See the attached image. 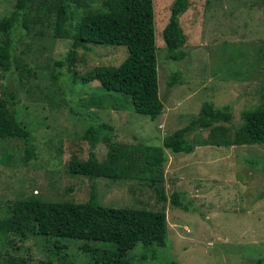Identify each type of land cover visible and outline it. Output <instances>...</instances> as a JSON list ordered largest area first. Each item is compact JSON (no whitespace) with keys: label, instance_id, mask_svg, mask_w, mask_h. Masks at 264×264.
Masks as SVG:
<instances>
[{"label":"rangeland","instance_id":"374dc122","mask_svg":"<svg viewBox=\"0 0 264 264\" xmlns=\"http://www.w3.org/2000/svg\"><path fill=\"white\" fill-rule=\"evenodd\" d=\"M80 1L89 4L87 11L99 2ZM172 1L152 0L164 109L150 121L133 111L128 95L103 89L97 80L80 81L91 70L119 65L126 48L87 43L91 49H77L72 69L65 66L57 73L54 60L66 56L71 43L55 36L59 0H32L26 11L28 29L14 33L12 70L3 74L0 67V98L3 88L16 92V118L30 132L34 157L25 160L22 139L0 140V215L8 202L30 197L84 202L95 188L106 206L166 210L169 245L145 250L137 243L127 253L131 264H252L264 257V144L232 148L214 145L210 137L233 138L244 123L243 111L264 107V0H188L180 16L186 54L180 61L166 58L162 38ZM14 3L0 0V17L11 12ZM176 69L182 83L168 88L169 73ZM205 101L213 107L231 104L230 122L188 133L195 144L189 154L165 149L160 182L168 196L176 188L184 191L189 198L183 203L192 210L171 208L153 189L135 184L138 181L116 184L67 172L72 155H88L83 133L89 125L109 140L99 144L100 157H107L111 142L120 144L136 156L138 168L137 149L160 144L164 135L195 117ZM2 156L10 163L1 162ZM66 240L74 264H104L116 249L114 243L96 241V251L88 254ZM47 253L41 237L20 238L0 229V263L58 264L49 263Z\"/></svg>","mask_w":264,"mask_h":264},{"label":"trees","instance_id":"16d2710c","mask_svg":"<svg viewBox=\"0 0 264 264\" xmlns=\"http://www.w3.org/2000/svg\"><path fill=\"white\" fill-rule=\"evenodd\" d=\"M31 2L15 0L13 10L0 17V67L3 74L13 67L14 33L19 28L28 29L26 11ZM188 5V0H173L171 3L169 19L162 29L168 60L180 61L186 56L182 50L185 37L180 16ZM88 6L80 0H59L55 36L70 39L71 43L66 56L54 60V70L59 73L65 66L68 70L72 69L77 49H91L87 43L124 46L127 56L119 65L91 70L81 75L80 81L89 83L97 80L103 89L128 95L134 112L155 121L163 112L164 100L160 98L158 89L152 0H99L96 8L87 11ZM180 75L178 69L169 73L168 88L182 83ZM53 77H56V73ZM16 105L14 89L3 88L0 98V140L22 139L27 161L34 157V148L30 132L16 118ZM231 109V104L213 107L211 103L203 102L195 117L164 135L160 144H143L137 149L138 168L134 159L136 156L120 144L111 142L107 146V157H100L99 144L109 140L99 135L94 125H89L83 133L88 143V155L86 159L72 155L67 163V172L71 176L82 175L91 180L106 178L116 184H122L126 179L138 181L135 184L153 189L158 200L164 203L169 201L171 208L192 210L183 203V199L189 198L184 191L176 188L168 196L162 189L163 164L167 160L165 149L173 153L193 152L195 144L187 138V134L197 128H211L213 124L230 122ZM243 119L244 123L233 138L211 136L210 140L217 146L264 144V107L244 110ZM223 133H226L225 127ZM1 160L10 163L4 156ZM0 229H6L20 238L30 234L41 237L50 257L48 262L58 261V264H74L68 259L69 244L66 239L78 243L80 249L88 254L96 251L92 242L114 243L115 252L104 264H131L127 253L137 243H141L145 250L169 245H166L168 225L164 207L151 210L106 206L99 201L95 188L84 202H48L32 197L8 202L3 215H0ZM145 257L143 253L142 258ZM170 264L178 262L172 261ZM252 264H264V257Z\"/></svg>","mask_w":264,"mask_h":264},{"label":"crops","instance_id":"0c3cea01","mask_svg":"<svg viewBox=\"0 0 264 264\" xmlns=\"http://www.w3.org/2000/svg\"><path fill=\"white\" fill-rule=\"evenodd\" d=\"M236 146H239V145H236ZM236 146H231L232 148L236 147Z\"/></svg>","mask_w":264,"mask_h":264}]
</instances>
